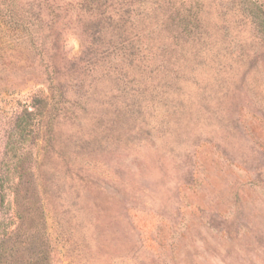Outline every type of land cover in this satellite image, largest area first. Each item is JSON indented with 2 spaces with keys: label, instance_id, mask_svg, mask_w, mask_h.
I'll return each mask as SVG.
<instances>
[{
  "label": "rangeland",
  "instance_id": "rangeland-1",
  "mask_svg": "<svg viewBox=\"0 0 264 264\" xmlns=\"http://www.w3.org/2000/svg\"><path fill=\"white\" fill-rule=\"evenodd\" d=\"M228 5L0 0V164L34 110L24 147L47 215L13 260L54 246L51 264H264V41ZM55 48L73 63L63 94L28 81Z\"/></svg>",
  "mask_w": 264,
  "mask_h": 264
},
{
  "label": "trees",
  "instance_id": "trees-1",
  "mask_svg": "<svg viewBox=\"0 0 264 264\" xmlns=\"http://www.w3.org/2000/svg\"><path fill=\"white\" fill-rule=\"evenodd\" d=\"M227 2L229 3L228 7L233 6L235 8L237 15L255 25L257 33L261 34L260 41H264V7L256 5L251 0H227ZM252 11H255V15L252 14ZM61 60L65 61L66 64L61 65ZM15 65H12V67L15 68ZM68 66L72 68L73 63L61 57L58 53V48H55L51 51V56H49L45 68L39 73L40 79L34 81L30 77L28 81L43 85L49 92L55 91L57 94H63V85L68 79L64 77L62 71H68ZM43 91L44 89L40 90L42 95ZM48 99V97H44V101H48ZM34 118V110L28 111L24 109L14 115V135L9 143L11 156L6 157L5 151L3 158H7L8 161H4L3 165L0 164V212L4 209L2 187H4L5 183H10L9 188L12 189L13 194L14 218L19 222V231L26 227V231L21 233L23 238L21 237L22 239H20L19 235L16 234V227L15 230L9 231L8 224L2 219L0 220V264H23L18 260H13L12 257L18 249L21 248V251H23L29 245V241L33 240V230L27 227V222H35L38 220L37 217L47 221L45 203L42 202L40 207L36 209L31 201L37 196V192L35 189H31L33 187V176L30 171L33 163H31V159H29L27 150L24 147L26 141L34 134L31 125ZM3 169L4 171L2 172ZM5 173L10 174L12 178L6 180L4 178ZM27 189L32 190V192L24 194ZM39 208L42 209L39 211ZM56 249L54 246H50L47 249H39L40 251L36 257L32 261L30 259L31 264H51V261L56 263Z\"/></svg>",
  "mask_w": 264,
  "mask_h": 264
}]
</instances>
